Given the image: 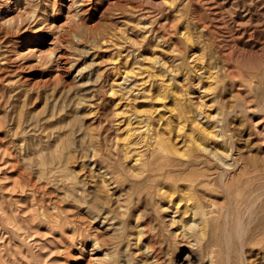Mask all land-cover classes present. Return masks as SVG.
<instances>
[{"label":"rangeland","instance_id":"rangeland-1","mask_svg":"<svg viewBox=\"0 0 264 264\" xmlns=\"http://www.w3.org/2000/svg\"><path fill=\"white\" fill-rule=\"evenodd\" d=\"M0 264H264V0H0Z\"/></svg>","mask_w":264,"mask_h":264},{"label":"bare ground","instance_id":"bare-ground-1","mask_svg":"<svg viewBox=\"0 0 264 264\" xmlns=\"http://www.w3.org/2000/svg\"><path fill=\"white\" fill-rule=\"evenodd\" d=\"M142 133V132H141ZM174 134V133H173ZM172 134V135H173ZM211 134H212V132H211ZM153 136V135H152ZM151 138V137H150ZM193 141H194V139H192ZM197 140V139H196ZM196 140L194 141V142H196ZM187 141V140H186ZM175 142V141H174ZM197 143V142H196ZM196 145V144H195ZM200 146H203V144H201V145H199L198 147H200ZM206 147V146H205ZM204 147V148H205ZM213 147V146H212ZM214 148V147H213ZM205 149H208V148H205ZM202 150H203V148H202ZM214 150H215V148H214ZM212 151V150H211ZM225 150H223V152H224ZM230 151V150H229ZM180 153V152H179ZM225 154H226V152H225ZM227 156V155H226ZM222 162V161H221ZM229 165V164H228ZM227 165V166H228ZM155 167H156V165H155ZM219 172V171H218ZM187 178V177H186ZM187 180V179H186ZM140 181V180H139ZM182 181V180H181ZM185 182V181H184ZM191 187V186H190ZM159 188V187H158ZM58 189V188H57ZM162 190H164V189H162ZM190 192V191H189ZM193 193H195V192H193ZM195 198V197H194ZM40 207V206H39ZM190 208V207H189ZM194 210V209H193ZM193 212V211H192ZM198 227H200V226H198ZM201 232V231H200Z\"/></svg>","mask_w":264,"mask_h":264}]
</instances>
